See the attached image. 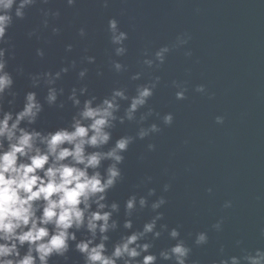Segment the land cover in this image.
<instances>
[{"label":"water","instance_id":"95a60500","mask_svg":"<svg viewBox=\"0 0 264 264\" xmlns=\"http://www.w3.org/2000/svg\"><path fill=\"white\" fill-rule=\"evenodd\" d=\"M41 8L61 13L50 19L47 29L42 26ZM113 17L128 33V51L123 57L115 56L110 42L108 21ZM52 27H59L60 33L53 34ZM81 27L86 29V37L79 36ZM38 28L39 39L29 38L28 33ZM184 33L191 36L188 44L173 47L159 69L143 65L145 51L154 54L162 46L172 47ZM7 39L11 45L8 70L20 93L17 110L26 91H37L42 102L46 95L43 85L31 89L29 74L70 68L57 81V87L65 89L60 98L66 101L65 108L45 105L38 123L41 129L53 130L70 122L76 109L67 95L74 86L87 85L98 99L114 88H125L133 96L137 85L161 77L155 94L140 112L148 108L161 116L171 112L174 122L164 126L157 117H150L145 126L157 123L162 131L137 139L124 154L123 180L108 194L109 202L121 204V223L124 201L133 193L147 195L155 188L156 196L149 203L165 196L167 204L159 210L164 219L159 223L179 227L181 238L192 247L189 264H219L221 259L241 256L244 249H264V0H109L107 7L103 0H77L75 6H68L66 0H50L28 9L26 18L16 20L9 29ZM68 44L73 45L71 52L66 51ZM38 48L45 50L43 59L36 55ZM187 50L191 57L185 55ZM85 56H95L96 62L87 63ZM73 60L75 69L70 67ZM112 60L120 61L127 70L116 73ZM18 66L23 67V75L15 72ZM82 68L88 69V75L80 81ZM98 71L103 75H97ZM137 72L143 73L142 78L131 80ZM173 81H187V99H176ZM201 84L206 86V94L195 91ZM121 103L122 115L128 102ZM217 116L224 117L223 124L216 123ZM138 127L136 122L117 123L112 142L123 135L135 136ZM149 143L156 145L155 151L147 149ZM147 177L151 182L143 183ZM169 183L171 189L164 192L163 186ZM226 201L232 202L230 208H224ZM153 215L150 207L134 213V230ZM221 219L222 230H214L212 225ZM122 231L110 234L113 242ZM201 231L208 233L209 240L196 247L195 234ZM153 243L152 251L158 253L175 241L164 233ZM70 256V264H83L79 253L73 251Z\"/></svg>","mask_w":264,"mask_h":264},{"label":"clouds","instance_id":"9594fccd","mask_svg":"<svg viewBox=\"0 0 264 264\" xmlns=\"http://www.w3.org/2000/svg\"><path fill=\"white\" fill-rule=\"evenodd\" d=\"M66 2L68 6H75L77 0ZM49 3L50 0H0V264H60L61 261L70 264L73 251L80 254L83 264H189L192 247L181 238L179 227L169 228L166 223H159L164 219V213L159 210L167 204L165 196L149 203V198L156 196L155 188L149 189L147 195L131 194L124 201L122 223L118 218L121 204L115 200L109 202L108 198L109 192L123 180L121 165L130 145L162 131L157 123L145 126L149 118L157 117L164 126L174 122L171 112L163 116L153 108L140 112L155 94L160 76L137 85L133 96H129L125 88H114L110 95L98 99L89 93L87 85L74 86L67 95V101L76 109L70 122L46 130L39 128L38 123L45 105L65 108L66 101L60 99L65 96V89L57 87V81L70 68L29 74L31 89L43 85L47 92L42 102L37 91H26L23 105L17 110L20 93L15 90V77L8 70L11 47L8 32L16 20L26 18L28 9ZM103 3L107 7L109 0ZM41 13L44 29L49 28L50 19L61 15L59 10L44 8ZM39 31L38 28L29 32V38L37 36L39 39ZM60 31L59 27H52L53 34L58 35ZM108 32L115 56H125L128 33L120 29L114 17L108 21ZM78 34L83 38L87 31L81 27ZM190 39L191 36L184 33L177 37L172 47L162 46L154 54L145 51L143 65L159 69L173 47H183ZM5 44L9 47L2 46ZM72 50L73 45L68 44L66 51ZM36 55L43 59L44 48H38ZM185 55L191 57V50ZM84 60L89 64L96 62L95 56H85ZM76 66L73 60L70 67L75 69ZM111 67L116 73L127 70L118 60H112ZM15 72L23 75L24 69L18 66ZM87 75V68L78 72L80 81ZM97 75L103 73L98 71ZM142 75L137 72L131 80H140ZM172 84L177 89L176 99H187V81H173ZM195 91L207 93L203 84L196 86ZM81 97L87 98L82 101ZM122 101L128 103L121 115ZM125 122L138 124L136 135L120 136L113 143V129L117 123L123 125ZM216 123L223 124L224 117L217 116ZM147 149L155 151L156 145L149 143ZM106 161L109 163L105 167ZM151 180L147 177L143 183ZM170 189V183L163 186L164 192ZM231 206V201L224 204V208ZM149 207L155 215L142 228L134 230V213ZM222 226L223 219L212 228L221 231ZM121 229L119 239L113 242L110 234ZM164 233L175 243L158 253L153 252V241ZM208 240L206 231L197 232L193 244L204 246ZM240 243L237 241L238 245ZM220 251L224 252L223 247ZM219 264H264V249H244L241 256L221 259Z\"/></svg>","mask_w":264,"mask_h":264}]
</instances>
